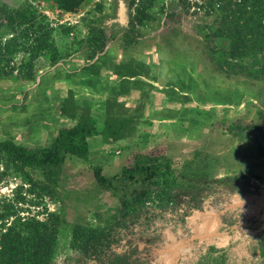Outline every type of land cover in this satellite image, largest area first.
<instances>
[{"label": "rangeland", "instance_id": "obj_1", "mask_svg": "<svg viewBox=\"0 0 264 264\" xmlns=\"http://www.w3.org/2000/svg\"><path fill=\"white\" fill-rule=\"evenodd\" d=\"M27 1L1 0L10 8H17ZM145 2L148 0H84L74 12L67 13L47 2L34 1L31 5L46 15L54 28L52 38L58 55L80 56L81 67L86 59L93 62L104 53V67L110 69V62L116 60V55L111 53L113 48L116 52V44L124 50L127 61L134 59L144 48L153 56L158 54L156 49L163 48L169 56L196 54L205 57L201 36L211 32L207 27L214 28L213 16L190 9L178 23L166 28L165 13L161 9L170 12L169 9L177 4L176 0H155V6L149 10L150 19L141 26L128 29L135 8ZM93 28L102 29L106 34L104 46L102 44L98 49L89 42V31ZM9 36L7 30L0 29L2 40ZM23 57L17 55L14 62L18 64ZM39 57L49 63L46 55ZM205 60L212 73L227 77L217 73L206 57ZM69 69L73 71L76 67ZM14 76L15 73L7 80L14 82ZM236 77L233 76L231 88H244L243 93L252 92L254 98L253 95L249 97L256 103L248 98L245 105L243 103L239 109L228 113L223 123L218 118L215 120L221 112L211 113L205 126L199 118L193 141H150L137 119L131 136L116 143L105 144L100 136L87 138V156L84 159L66 157L63 174L48 194L34 183L40 179L38 175L30 172L33 181L28 183L11 167L1 163L0 235L12 220L33 218L43 221L46 214L52 212L66 223L58 238L52 264H111L116 257L126 260V264H264V256L257 251L264 238V133L248 130L238 136L229 130L231 125L258 123L255 112L264 110V97L260 101L255 96L264 89V83ZM240 78L244 79V85H240ZM112 81L116 82V79ZM96 87L95 83L92 89L96 90ZM106 91L109 95V88ZM231 91V94L235 92L234 89ZM19 95L22 98V93L13 90L3 98L16 100L15 96ZM93 100L91 97V103ZM100 103V99L92 103L95 117L100 115L102 107L96 105ZM124 104L130 115L139 114L144 106L140 102L136 107L141 109L130 113L126 102ZM16 108L22 109V103ZM7 138L0 130V140ZM154 150L174 162L190 159L195 150L212 154L217 157L216 181L194 192L179 193V199L164 208L143 209L132 224L120 216L116 199L99 190L92 168L98 166L103 175L113 176L123 166L131 164L135 154ZM198 211L206 212L208 216L198 225H192L189 218ZM78 223L106 228L105 237L94 247L98 252L97 259L86 258L80 251L69 248L67 230Z\"/></svg>", "mask_w": 264, "mask_h": 264}, {"label": "trees", "instance_id": "obj_2", "mask_svg": "<svg viewBox=\"0 0 264 264\" xmlns=\"http://www.w3.org/2000/svg\"><path fill=\"white\" fill-rule=\"evenodd\" d=\"M34 1L50 3L66 13L74 12L84 2L29 0L17 8H10L0 0V29L4 28L10 35L4 40L0 38V80L10 79L15 73L13 80L32 81L36 74L35 60L39 56L46 55L50 65L66 58L58 55L52 38L54 28L46 15L33 8L31 2ZM153 1L140 3L135 8L128 29L141 26L150 19L149 10L155 6ZM176 3L174 8L169 9L170 12L161 9L165 13L166 28L178 23L190 9L213 16L214 28L207 27L211 32L201 36L204 54L210 65L216 68L217 73L264 83V0H176ZM170 29L173 30V27ZM89 33V42L95 48L105 44L106 34L102 29L93 28ZM20 54L24 59L16 64L15 57ZM104 58L102 53L93 62L86 59L81 70L98 76L105 66ZM149 73V66L139 60L129 59L115 64L112 75L119 82L109 88L110 94L103 102L101 118L92 116L90 98L66 89L59 102L58 115L71 121L72 125L60 128L44 146L30 147L12 138L0 140V164L11 167L28 183L33 181L30 172L38 175L40 179L34 183L48 194L63 174L66 157L84 159L87 156V138L100 136L103 143L109 144L131 136L139 118L138 112L130 115L118 97L128 94L131 89L141 90L146 83L139 77L147 78ZM255 114L258 123L231 125L230 132L235 131L238 136L248 130L264 133V110L257 109ZM216 170L217 157L200 150L193 151L192 157L182 162H174L155 150L137 153L131 164L123 166L113 176L103 175L98 166L92 168L99 190L110 193L116 199L120 216L132 224L143 209L164 208L176 202L179 193L194 192L214 183ZM207 216L206 212L198 211L189 220L192 225H198ZM64 227L66 223L63 219L52 212L47 213L43 221L33 218L12 220L0 235V264H52ZM105 230L100 226L73 224L67 230L69 248L80 251L86 258L97 259L98 252L94 247L105 237ZM257 251L264 256V238L260 240ZM112 262L126 264V260L119 257Z\"/></svg>", "mask_w": 264, "mask_h": 264}, {"label": "crops", "instance_id": "obj_3", "mask_svg": "<svg viewBox=\"0 0 264 264\" xmlns=\"http://www.w3.org/2000/svg\"><path fill=\"white\" fill-rule=\"evenodd\" d=\"M155 51H158V54L153 56L144 48L134 56L135 60L149 66V77H139L146 86L141 90L131 89L128 94L118 97L119 101L126 102L130 113L131 110L135 113V110L141 109L140 106V109L136 107L140 102L144 105L142 112L139 111L138 119L150 141H193V132L195 133L199 124V118L205 126L209 122L208 119H211V113L217 115L221 112V116L215 120L218 118L223 123L228 113L239 109L243 103L245 105L248 98L251 99L249 96L253 95L250 91L243 93L244 88H231L233 76L222 77L212 73L205 57L201 55L174 57L167 55L162 49ZM111 53L116 55V60L110 62V69L103 67L98 76L81 70L80 56L66 58L55 65H50L43 57H38L35 60V68L38 70L34 80H0L2 133L24 145L43 146L50 142L60 128L72 125L71 121L58 115L59 102L66 89H72L78 96H87L90 99L92 97L94 103L100 99L101 103L96 105L102 108L96 118H101L103 102L109 96L106 88L116 86L119 82V79L112 75V68L115 64L127 61L124 50L117 44L116 52L113 48ZM43 65L44 67L39 69ZM69 67H76V70L70 71ZM112 79H116V82ZM240 79V85H244V79ZM95 83L97 89L93 90ZM231 89L235 91L233 94ZM13 90L18 94L22 93V98L19 95L15 96L16 100H5L7 98H3L4 95ZM260 91L255 98L261 101L264 89ZM252 97L254 98V95ZM19 98L22 100L19 101ZM251 101L255 102V99ZM21 103L22 109L16 108V105ZM92 110L93 108L91 113Z\"/></svg>", "mask_w": 264, "mask_h": 264}]
</instances>
